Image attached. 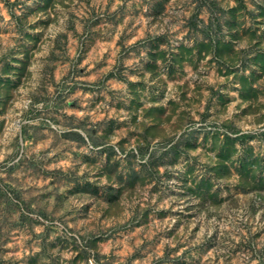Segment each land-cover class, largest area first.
<instances>
[{"label": "rangeland", "instance_id": "374dc122", "mask_svg": "<svg viewBox=\"0 0 264 264\" xmlns=\"http://www.w3.org/2000/svg\"><path fill=\"white\" fill-rule=\"evenodd\" d=\"M0 264H264V0H0Z\"/></svg>", "mask_w": 264, "mask_h": 264}]
</instances>
